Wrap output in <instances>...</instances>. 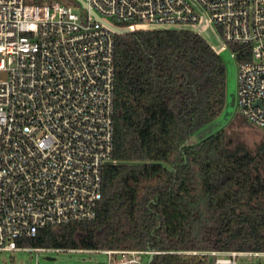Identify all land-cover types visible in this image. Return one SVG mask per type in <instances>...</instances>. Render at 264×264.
<instances>
[{"label": "built area", "instance_id": "2783aa9c", "mask_svg": "<svg viewBox=\"0 0 264 264\" xmlns=\"http://www.w3.org/2000/svg\"><path fill=\"white\" fill-rule=\"evenodd\" d=\"M122 28L219 29L237 61L236 110L264 131V0H85ZM71 0H0V252L49 226L92 220L115 147V32ZM80 7V6H79ZM118 22L124 25L118 24ZM238 56L243 59L239 60ZM102 264H151L155 250L68 249ZM219 263L236 264L227 252Z\"/></svg>", "mask_w": 264, "mask_h": 264}, {"label": "trees", "instance_id": "16d2710c", "mask_svg": "<svg viewBox=\"0 0 264 264\" xmlns=\"http://www.w3.org/2000/svg\"><path fill=\"white\" fill-rule=\"evenodd\" d=\"M115 39L116 163L103 169L97 215L42 228L19 245L151 249V264L264 253V141L251 149L226 128L190 141L224 109L220 53L187 29H137Z\"/></svg>", "mask_w": 264, "mask_h": 264}, {"label": "rangeland", "instance_id": "374dc122", "mask_svg": "<svg viewBox=\"0 0 264 264\" xmlns=\"http://www.w3.org/2000/svg\"><path fill=\"white\" fill-rule=\"evenodd\" d=\"M66 1L67 0H65V2ZM79 6L76 7V10L83 13V8ZM202 35L214 48H218L224 44L220 31L215 26L209 25L203 29ZM231 50L233 49L229 47V49L220 52L227 74L224 109L212 122L203 127L195 136H192L190 141L195 143L221 128H226L231 136L241 139L251 149H254L260 142L264 141V131L249 123L246 118L236 110L235 96L238 64L231 56ZM193 137L196 139H193ZM228 257V255H218L219 260L227 259ZM105 260L106 255L103 253L79 250L70 251L68 249L50 252L30 250H17L12 253L0 252V264H102ZM247 260L248 262H246ZM235 261L236 264H264V254L237 255L235 256ZM216 264L227 263L217 262Z\"/></svg>", "mask_w": 264, "mask_h": 264}, {"label": "water", "instance_id": "95a60500", "mask_svg": "<svg viewBox=\"0 0 264 264\" xmlns=\"http://www.w3.org/2000/svg\"><path fill=\"white\" fill-rule=\"evenodd\" d=\"M80 6L83 8V10L89 11L95 20H98L102 23H104L106 26H108L110 29H112L116 34H126L131 32L130 28H122L119 26H116L114 24H111L110 22L104 20L103 18H101L91 7H89L88 3L85 0H76ZM193 139H196L195 137H193ZM155 254L151 255V261L154 259Z\"/></svg>", "mask_w": 264, "mask_h": 264}, {"label": "crops", "instance_id": "0c3cea01", "mask_svg": "<svg viewBox=\"0 0 264 264\" xmlns=\"http://www.w3.org/2000/svg\"><path fill=\"white\" fill-rule=\"evenodd\" d=\"M242 253H243V252H242ZM258 254H264V253H258ZM218 255H219V256H220V255H227V252H219ZM246 262H248V260H247Z\"/></svg>", "mask_w": 264, "mask_h": 264}]
</instances>
